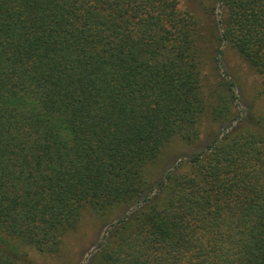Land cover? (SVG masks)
Here are the masks:
<instances>
[{"label":"trees","instance_id":"obj_1","mask_svg":"<svg viewBox=\"0 0 264 264\" xmlns=\"http://www.w3.org/2000/svg\"><path fill=\"white\" fill-rule=\"evenodd\" d=\"M218 2L207 29L264 77V0ZM202 22L180 0H0V264L56 253L86 208L122 209L89 264H264V116L224 77L208 104ZM207 113L208 141L148 174Z\"/></svg>","mask_w":264,"mask_h":264},{"label":"rangeland","instance_id":"obj_2","mask_svg":"<svg viewBox=\"0 0 264 264\" xmlns=\"http://www.w3.org/2000/svg\"><path fill=\"white\" fill-rule=\"evenodd\" d=\"M180 6L199 16L203 21L205 58L201 67L202 89L209 105L215 102L214 86L219 77L234 83V111L242 118L264 116V77L256 73L228 44L220 43L214 31L207 29L213 23L211 14L218 19L220 4L218 0H180ZM216 29V28H215ZM220 26H217V30ZM220 31V30H219ZM218 49V50H217ZM200 138L194 144L173 140L163 150L156 163L147 167L153 177L167 170L181 155L202 146L217 126L211 122L208 113L200 120ZM122 209H115L105 215H98L90 208L82 212L77 227L67 232L60 249L56 253H40L31 247H22L18 260L22 264H89L93 260L97 246L109 230V224L120 217Z\"/></svg>","mask_w":264,"mask_h":264}]
</instances>
